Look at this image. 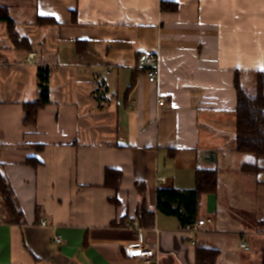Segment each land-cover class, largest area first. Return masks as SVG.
<instances>
[{
    "label": "crops",
    "instance_id": "obj_1",
    "mask_svg": "<svg viewBox=\"0 0 264 264\" xmlns=\"http://www.w3.org/2000/svg\"><path fill=\"white\" fill-rule=\"evenodd\" d=\"M0 6L33 49L16 48L0 23V170L25 219L7 223L0 211V264H146L126 256L129 245L154 247L159 264H195L197 246L220 249L217 264H262L264 173L242 172L255 159L236 151L234 131L236 72L244 84L264 72V0ZM41 66L51 69L50 103L30 124L24 104L39 99ZM107 169L122 174L117 192ZM198 169L217 170L218 190L198 197L195 224L211 223L195 230L158 209V190H193ZM142 203L152 228L139 225Z\"/></svg>",
    "mask_w": 264,
    "mask_h": 264
},
{
    "label": "trees",
    "instance_id": "obj_2",
    "mask_svg": "<svg viewBox=\"0 0 264 264\" xmlns=\"http://www.w3.org/2000/svg\"><path fill=\"white\" fill-rule=\"evenodd\" d=\"M170 3L163 2L162 9L169 10ZM177 8V6H175ZM175 9V8H173ZM0 23L7 26V34L16 48L31 52L32 44L29 39L22 37L16 28V23L10 16L7 8L0 6ZM37 25L49 26L54 21L49 18L39 17ZM50 78L51 69L48 66L38 68L39 99L35 103L24 104L26 110V123L35 124L39 110L50 103ZM252 89L254 94H249V88L242 82V72L237 71L235 75V89L237 94V107L235 111V142L236 151L255 158L253 163L242 165V172L248 175H259L264 173V72L253 73ZM135 79L132 80L130 89L134 87ZM122 174L118 170L107 169L106 186L116 192L120 188ZM138 191L144 195L145 188L138 183ZM218 190L217 170L198 169L196 175V187L189 191L158 190V209L166 214L178 217L182 226L192 227L198 218V197L202 194H215ZM113 204L119 200L112 198ZM0 211L1 221L11 224H23L24 214L15 199L7 179L0 170ZM137 219L140 227L152 228L155 220V213L149 210L143 203L138 206ZM221 255L218 248L197 246L195 264H217ZM264 264V250L262 254Z\"/></svg>",
    "mask_w": 264,
    "mask_h": 264
},
{
    "label": "built area",
    "instance_id": "obj_3",
    "mask_svg": "<svg viewBox=\"0 0 264 264\" xmlns=\"http://www.w3.org/2000/svg\"><path fill=\"white\" fill-rule=\"evenodd\" d=\"M35 56L34 53L29 55V59H32ZM147 63L150 65L147 70V77L148 80L152 83L156 82L159 75V65L157 61V57L154 54H149L147 57ZM165 103L164 99H160L158 101L159 106H163ZM207 223H211V219L207 220H199L194 226L193 229L197 230L200 227L204 226ZM41 226H46L47 221L42 220L40 222ZM55 242L57 244H61L63 242V239L61 236L55 237ZM241 248L248 251L250 249V246L246 242L241 243ZM125 254L129 258H142L144 259L146 264H150L152 262H155L156 264H159L157 251L154 247H151L149 245H139V246H126L125 247Z\"/></svg>",
    "mask_w": 264,
    "mask_h": 264
},
{
    "label": "rangeland",
    "instance_id": "obj_4",
    "mask_svg": "<svg viewBox=\"0 0 264 264\" xmlns=\"http://www.w3.org/2000/svg\"><path fill=\"white\" fill-rule=\"evenodd\" d=\"M37 25V24H36ZM39 26V25H38ZM243 79V78H242ZM242 82L244 83V81L242 80ZM246 84V86L249 88V94L250 95H253L254 94V89H252L251 87H252V85L254 84V82H253V79H252V82H250L249 80H247V82L245 83ZM250 157H252V156H250ZM252 159H255L254 157H252ZM260 161L262 162V164H264V160L263 159H260ZM232 238H236V239H238V236H236V235H234V234H231V240H232ZM229 244V243H228ZM239 249V248H238ZM250 253V252H249ZM251 253H253V252H251ZM238 257V256H237Z\"/></svg>",
    "mask_w": 264,
    "mask_h": 264
},
{
    "label": "snow or ice",
    "instance_id": "obj_5",
    "mask_svg": "<svg viewBox=\"0 0 264 264\" xmlns=\"http://www.w3.org/2000/svg\"><path fill=\"white\" fill-rule=\"evenodd\" d=\"M261 70H264V69H261Z\"/></svg>",
    "mask_w": 264,
    "mask_h": 264
}]
</instances>
